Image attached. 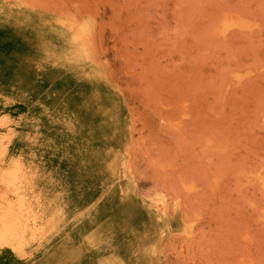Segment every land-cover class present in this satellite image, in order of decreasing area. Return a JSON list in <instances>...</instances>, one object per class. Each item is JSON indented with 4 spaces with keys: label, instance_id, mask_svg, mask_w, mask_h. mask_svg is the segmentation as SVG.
I'll use <instances>...</instances> for the list:
<instances>
[{
    "label": "rangeland",
    "instance_id": "obj_1",
    "mask_svg": "<svg viewBox=\"0 0 264 264\" xmlns=\"http://www.w3.org/2000/svg\"><path fill=\"white\" fill-rule=\"evenodd\" d=\"M0 264H264V0H0Z\"/></svg>",
    "mask_w": 264,
    "mask_h": 264
},
{
    "label": "bare ground",
    "instance_id": "obj_2",
    "mask_svg": "<svg viewBox=\"0 0 264 264\" xmlns=\"http://www.w3.org/2000/svg\"><path fill=\"white\" fill-rule=\"evenodd\" d=\"M4 215V214H3ZM3 215H1V216H3Z\"/></svg>",
    "mask_w": 264,
    "mask_h": 264
}]
</instances>
